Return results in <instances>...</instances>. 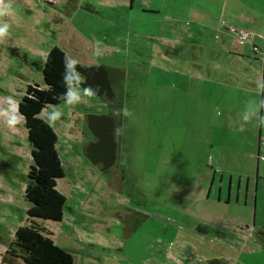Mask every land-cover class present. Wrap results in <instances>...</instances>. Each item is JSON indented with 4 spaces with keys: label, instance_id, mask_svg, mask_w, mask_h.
<instances>
[{
    "label": "rangeland",
    "instance_id": "obj_1",
    "mask_svg": "<svg viewBox=\"0 0 264 264\" xmlns=\"http://www.w3.org/2000/svg\"><path fill=\"white\" fill-rule=\"evenodd\" d=\"M143 4L111 9L100 0H11L12 15L3 18L9 35L0 42V109L9 107L8 97L18 102L28 84L44 86L43 54L53 46L83 66L122 72L115 107L92 96L39 114L47 122L54 107L63 111L51 126L64 170L57 189L66 202L61 220H35L71 252L73 264H199L198 253L210 259L201 264H264L261 108L243 120L249 104L264 100L256 83L262 72L239 85L248 89L232 88L227 66L211 63L209 44L198 50L188 26L171 29ZM77 31L91 51L74 48ZM239 68L240 76L252 75V67ZM116 107L133 115L116 116L117 161L101 172L84 153L92 137L86 117ZM31 163L24 120L10 129L0 117V248L30 222L24 190ZM173 253L178 258L163 262Z\"/></svg>",
    "mask_w": 264,
    "mask_h": 264
},
{
    "label": "trees",
    "instance_id": "obj_2",
    "mask_svg": "<svg viewBox=\"0 0 264 264\" xmlns=\"http://www.w3.org/2000/svg\"><path fill=\"white\" fill-rule=\"evenodd\" d=\"M66 55L58 46L50 48L42 68L44 86L28 84L17 102L24 117L32 158L24 190V198L30 204L26 211L30 222L12 233V239L5 243V247L8 255L20 258L24 264H73L74 261L71 252L57 245L50 237L51 232L35 220H61L66 202L64 194L57 189V179L64 176L57 150V134L49 123L39 117L46 106L64 101L60 96L66 90L63 82ZM81 67L77 64L76 71ZM107 70L110 74H122L121 70Z\"/></svg>",
    "mask_w": 264,
    "mask_h": 264
},
{
    "label": "crops",
    "instance_id": "obj_3",
    "mask_svg": "<svg viewBox=\"0 0 264 264\" xmlns=\"http://www.w3.org/2000/svg\"><path fill=\"white\" fill-rule=\"evenodd\" d=\"M49 1L54 3V0ZM100 1L102 4L109 6L111 9H116L121 6H129L132 8L135 0ZM143 1H145V4H143L142 9H146V11H150L152 14L155 11L159 13L160 17L158 19H164V21L169 24L171 29H177L176 31H179V29L185 28L184 25L188 26L185 32L197 35V44H199V46L197 45L198 50H204V47L200 45L203 44L205 46L209 44L208 47L212 50L210 52V56H213V61L217 60L216 62L211 60V63H213V65L214 63H223L227 66L226 68L229 70L231 79H229V85L232 88L236 90L248 89L247 86L240 87L239 85L243 83L250 84L252 81H256L255 79L258 76L259 70L262 72L261 79H264V60L261 59V56L257 52H253L249 45L240 46L237 44L234 40L233 34L230 32L231 28L236 30L245 29L251 31V45L264 50V0H169L170 3L168 5L165 3L166 0ZM154 4H156V8L158 7L161 10H155L152 8V5ZM174 7L176 8L174 9ZM178 8H185V10L182 12V10H178ZM85 9L86 11H91L88 8ZM53 22H59L56 16L53 18ZM191 28L194 33L190 30ZM76 34L77 37L74 48L77 51L83 49L91 51L92 43L89 42L84 34L79 31H77ZM205 37L210 39V43H202V41L205 40L203 39ZM62 49L65 51L67 56H69L66 50L64 48ZM48 50L44 52V57ZM218 60H221L222 62H219ZM78 64L83 66L80 62ZM239 67L248 69L249 67H252V75L246 77L240 76L236 71ZM108 68L111 69L112 67ZM113 69L114 71H120V68ZM216 69L217 67L215 66L213 72L216 71ZM262 84H264V80ZM247 92L244 97H247L248 99L253 98V96L249 95ZM262 95L264 99V92H262ZM263 110L264 108L260 109V116H263ZM263 140L264 134L260 131L257 140V155L260 156V152L262 151V157H264V146L261 144V141ZM258 160H260L259 157H257V161ZM258 186L259 181L257 182L256 188H258ZM261 227H264V225H261ZM200 236L205 238L202 235ZM4 248L5 247L2 249ZM198 254L200 255H197L196 262L199 264H201L202 261L204 263H206V261L209 262L210 259L205 255H202L201 253ZM10 257L12 256L2 253L1 264H24L20 258L11 259ZM176 258H178L176 253H173L170 258L165 255L163 262L166 263L169 260L173 261V259Z\"/></svg>",
    "mask_w": 264,
    "mask_h": 264
},
{
    "label": "clouds",
    "instance_id": "obj_4",
    "mask_svg": "<svg viewBox=\"0 0 264 264\" xmlns=\"http://www.w3.org/2000/svg\"><path fill=\"white\" fill-rule=\"evenodd\" d=\"M12 15L11 0H0V42H3L5 38L9 35V29L11 25L4 21V17ZM79 61L73 57L65 56L64 65L65 72L63 75V82L66 86V90L61 94L60 99L65 101L66 105L73 106L82 102L83 97H92L97 94V90L91 87L85 88L83 92L80 91L81 76L76 71V65ZM264 79L257 80V90L259 92H264V84L261 81ZM7 102L9 104L8 108L0 109V117H2L8 128H15L23 119V114L19 112V107L17 102L12 98L8 97ZM259 108H264V100L259 101L258 107L253 108L251 104L248 106V112L250 114H245L243 120L245 123L251 121V116L258 115ZM218 116L221 115L220 111L217 110ZM63 115L62 109L59 107H54L53 110L47 115V122L51 126L56 121H58ZM114 116L131 117L133 114L127 108L117 109L113 112ZM259 125L264 127V116H259ZM243 125H241V130ZM119 132V129H117Z\"/></svg>",
    "mask_w": 264,
    "mask_h": 264
},
{
    "label": "water",
    "instance_id": "obj_5",
    "mask_svg": "<svg viewBox=\"0 0 264 264\" xmlns=\"http://www.w3.org/2000/svg\"><path fill=\"white\" fill-rule=\"evenodd\" d=\"M83 78L80 87H91L97 90L96 97L110 98L113 95L111 82L107 68L102 64L81 67L78 70ZM86 122L91 135L96 141L85 147L86 158L94 165L101 164V171H107L116 161L117 142L115 136L117 130L115 119L109 115L89 114Z\"/></svg>",
    "mask_w": 264,
    "mask_h": 264
},
{
    "label": "flooded vegetation",
    "instance_id": "obj_6",
    "mask_svg": "<svg viewBox=\"0 0 264 264\" xmlns=\"http://www.w3.org/2000/svg\"><path fill=\"white\" fill-rule=\"evenodd\" d=\"M83 67V66H82ZM107 72H108V70H107ZM117 75H119V73L117 74ZM117 75H116V78H114V76H115V74H113V73H108V76H109V79H110V82H111V86H112V91H113V95L110 97V98H105V97H102L103 99H104V101H106V102H109V103H111V105L113 104L114 105V107H115V100H117L118 99V97H119V95H120V93H121V88L117 85V83H118V81H119V78H117ZM83 80V78L81 77V81ZM115 85V86H114ZM116 109H117V107H116ZM115 108H112V111L108 114L109 116H112V117H114V119H115V127H116V130L117 129H119V122H118V119H117V117L116 116H114L113 115V112L116 110ZM120 132V131H119ZM119 132H117V135L115 136V141L117 142V149H118V143H119ZM92 136V135H91ZM94 141H96V139L92 136L91 137V139L88 141V143L86 144V146L88 145V144H90V143H92V142H94ZM116 155H117V151H116ZM116 161H117V157H116ZM115 161V162H116ZM96 166H98L99 167V169H100V171H101V167H102V165L101 164H98V165H96ZM110 169V168H109ZM108 169V170H109ZM107 170V171H108ZM107 171H101V172H107ZM7 254L6 253V247L4 248V249H2V248H0V256H1V254ZM2 262H0V264H1Z\"/></svg>",
    "mask_w": 264,
    "mask_h": 264
},
{
    "label": "built area",
    "instance_id": "obj_7",
    "mask_svg": "<svg viewBox=\"0 0 264 264\" xmlns=\"http://www.w3.org/2000/svg\"><path fill=\"white\" fill-rule=\"evenodd\" d=\"M230 32L234 35L235 41L237 44L239 45H244L246 43H250L251 44V31L249 30H245V29H230ZM251 49L253 52H257L260 56L261 59H264V50L259 49L258 47L251 45ZM261 144L264 146V140L261 141ZM264 160V157H261Z\"/></svg>",
    "mask_w": 264,
    "mask_h": 264
}]
</instances>
